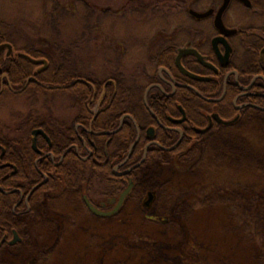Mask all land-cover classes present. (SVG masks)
<instances>
[{
    "label": "flooded vegetation",
    "instance_id": "af4514ba",
    "mask_svg": "<svg viewBox=\"0 0 264 264\" xmlns=\"http://www.w3.org/2000/svg\"><path fill=\"white\" fill-rule=\"evenodd\" d=\"M193 2L177 30L147 37L142 65L103 78L0 33L12 46L0 52V101L11 94L34 107L14 112L13 126L0 121V264H17L43 238L37 228L55 222L56 204L77 197L83 213L115 216L141 168L189 161L247 117L264 120V0H230L226 31L215 22L225 0ZM62 92L75 112L61 109Z\"/></svg>",
    "mask_w": 264,
    "mask_h": 264
},
{
    "label": "rangeland",
    "instance_id": "374dc122",
    "mask_svg": "<svg viewBox=\"0 0 264 264\" xmlns=\"http://www.w3.org/2000/svg\"><path fill=\"white\" fill-rule=\"evenodd\" d=\"M128 1L0 0V33L57 63H63L61 44L72 50L79 72L98 78L131 72L145 62L147 37L177 30L187 13L131 12ZM66 95L57 94V102L73 113ZM28 105L8 94L0 101V121L15 125L12 114L34 109ZM200 152L189 161L141 168L115 216L83 213L77 197L56 204L55 222L37 228L43 238L20 249L17 264H264V120L251 115ZM150 191L155 197L145 203Z\"/></svg>",
    "mask_w": 264,
    "mask_h": 264
},
{
    "label": "trees",
    "instance_id": "16d2710c",
    "mask_svg": "<svg viewBox=\"0 0 264 264\" xmlns=\"http://www.w3.org/2000/svg\"><path fill=\"white\" fill-rule=\"evenodd\" d=\"M178 2L175 4H172V0H129L130 4V11L131 12H143V13H156L162 11L164 8L165 10H181L182 8H185L188 0H177ZM129 6V5H128ZM11 33L14 32L10 31ZM7 34V33H6ZM14 34V33H12ZM4 37V36H2ZM6 38H10L9 34L5 35ZM4 39V38H2ZM1 39V40H2ZM10 40H15V38L12 36ZM57 53L59 58H61L62 62L65 65L68 66H74L76 61L72 58V50L67 49L65 46H62L61 44H58L56 46ZM46 54V53H45ZM55 61V60H54ZM57 61V60H56ZM55 61V62H56ZM74 64V65H73Z\"/></svg>",
    "mask_w": 264,
    "mask_h": 264
},
{
    "label": "water",
    "instance_id": "95a60500",
    "mask_svg": "<svg viewBox=\"0 0 264 264\" xmlns=\"http://www.w3.org/2000/svg\"><path fill=\"white\" fill-rule=\"evenodd\" d=\"M229 1L230 0H225L224 4L221 6V8L219 9L217 15H216V25L218 26L219 29H221L222 31H226L225 27H224V24H223V21H222V15H223V12L225 11V9L227 8L228 4H229ZM213 12V10H209L205 13H199L195 10H191V14L195 15V16H198V17H206V16H209L211 13ZM6 47H9L10 49L12 48V46L8 43H4V44H1L0 45V52L6 48ZM42 61H46V60H37V62H42ZM131 189V186L127 188V190L121 195L120 197V200H119V203H118V207L113 211L115 212L122 204V202L124 201L125 199V196L127 195V193L130 191ZM89 205L91 207H93L90 202L88 201ZM95 210V208H93ZM111 212V213H113ZM96 213H101L99 211H97ZM111 213H102V214H111Z\"/></svg>",
    "mask_w": 264,
    "mask_h": 264
}]
</instances>
